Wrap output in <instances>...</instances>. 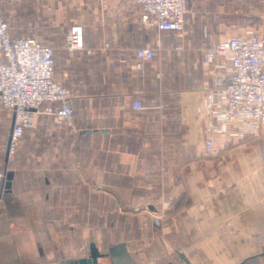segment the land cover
<instances>
[{
  "label": "crops",
  "instance_id": "1",
  "mask_svg": "<svg viewBox=\"0 0 264 264\" xmlns=\"http://www.w3.org/2000/svg\"><path fill=\"white\" fill-rule=\"evenodd\" d=\"M0 7L12 36L52 43L53 78L74 109L71 126L38 114L8 163L0 100V169L11 172L9 189L6 173L0 181V264H68L91 243L104 255L96 264H264V128L213 133L214 152L203 151L218 124L216 81H228L205 51L264 36V0H188L181 32L140 23L131 0ZM75 23L84 46L69 49ZM139 47L154 55L136 69Z\"/></svg>",
  "mask_w": 264,
  "mask_h": 264
},
{
  "label": "built area",
  "instance_id": "2",
  "mask_svg": "<svg viewBox=\"0 0 264 264\" xmlns=\"http://www.w3.org/2000/svg\"><path fill=\"white\" fill-rule=\"evenodd\" d=\"M138 9L139 21L158 30L181 32L188 12V0H131ZM69 49L83 48V29L73 24L65 34ZM108 44L105 43L104 46ZM88 53L92 51L87 50ZM135 68L153 57L148 47L135 50ZM205 62L228 67V81H216L221 99L212 103L218 124L208 125L203 143L205 155L214 152L212 134L240 138L264 128V36L253 32L220 39L206 49ZM53 48L31 36H12L0 7V100L10 112V163L25 131L34 127L38 114L54 117L59 123L72 125L74 109L70 90L55 81ZM134 109H141L139 100ZM6 169H0V181Z\"/></svg>",
  "mask_w": 264,
  "mask_h": 264
},
{
  "label": "water",
  "instance_id": "3",
  "mask_svg": "<svg viewBox=\"0 0 264 264\" xmlns=\"http://www.w3.org/2000/svg\"><path fill=\"white\" fill-rule=\"evenodd\" d=\"M11 132V131H10ZM8 146H9V137L7 141V150H6V160L8 158ZM10 179H11V172L6 173L5 176V182H4V187L5 189L10 188ZM264 255V253H263ZM104 255L100 253L95 245L93 243L90 244L89 246V253L87 257H81L78 259H73L68 262V264H96L98 259L103 257Z\"/></svg>",
  "mask_w": 264,
  "mask_h": 264
},
{
  "label": "rangeland",
  "instance_id": "4",
  "mask_svg": "<svg viewBox=\"0 0 264 264\" xmlns=\"http://www.w3.org/2000/svg\"><path fill=\"white\" fill-rule=\"evenodd\" d=\"M53 39H54V41H56V43L60 41V38H59V37H55V38H53ZM56 43H54V44H56ZM59 44H60V43H59ZM48 45H50V46L53 47L52 43H48ZM17 148H18V147H17ZM16 150H17V149H16ZM15 156H16V151H15V153L13 154V156H12V160L10 161V163L14 162Z\"/></svg>",
  "mask_w": 264,
  "mask_h": 264
}]
</instances>
